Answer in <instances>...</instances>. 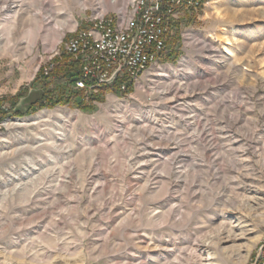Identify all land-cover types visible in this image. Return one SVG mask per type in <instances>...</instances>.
Instances as JSON below:
<instances>
[{
  "label": "rangeland",
  "instance_id": "obj_1",
  "mask_svg": "<svg viewBox=\"0 0 264 264\" xmlns=\"http://www.w3.org/2000/svg\"><path fill=\"white\" fill-rule=\"evenodd\" d=\"M211 1L190 22L179 17L130 94L106 93L89 113L56 106L0 124V264L254 257L264 237V0H214L220 18ZM127 7L0 0V99L52 69L74 31ZM38 22L50 41L28 52Z\"/></svg>",
  "mask_w": 264,
  "mask_h": 264
},
{
  "label": "built area",
  "instance_id": "obj_2",
  "mask_svg": "<svg viewBox=\"0 0 264 264\" xmlns=\"http://www.w3.org/2000/svg\"><path fill=\"white\" fill-rule=\"evenodd\" d=\"M124 13L115 18L97 15L86 29L76 30L64 51L79 60L82 80L76 88L95 93L119 83V92L163 57L172 24L196 12L210 0H127ZM51 66L43 68L47 75ZM247 264H264V237Z\"/></svg>",
  "mask_w": 264,
  "mask_h": 264
},
{
  "label": "trees",
  "instance_id": "obj_3",
  "mask_svg": "<svg viewBox=\"0 0 264 264\" xmlns=\"http://www.w3.org/2000/svg\"><path fill=\"white\" fill-rule=\"evenodd\" d=\"M189 14L182 15L185 22L191 21ZM179 25L180 22L175 21L172 29L178 30ZM82 79L80 61L63 50L53 60V68L47 75L40 68L30 85L22 87L13 97L0 99V124L6 119L26 117L56 106H74L83 113L93 112V103L102 102L106 93H120L119 83L102 87L95 93L77 89L76 83ZM132 89L133 85L129 84L122 94H130Z\"/></svg>",
  "mask_w": 264,
  "mask_h": 264
},
{
  "label": "bare ground",
  "instance_id": "obj_4",
  "mask_svg": "<svg viewBox=\"0 0 264 264\" xmlns=\"http://www.w3.org/2000/svg\"><path fill=\"white\" fill-rule=\"evenodd\" d=\"M112 2L114 3L115 0H112ZM80 5L82 8L86 9L87 8V4L85 2H80ZM216 2L213 0L209 3L210 6V11H212L213 15H215L216 18H220L221 14L219 13V11L216 8ZM210 15V13H209ZM208 15V16H209ZM222 34V33H221ZM29 36L27 37L26 41H27V50L28 52H32L35 48V46L38 43L39 39H43L47 44L49 43L50 40H47V38H43L41 35V27L39 22L35 25L34 29L32 31L29 32L28 34ZM223 35V34H222ZM57 39H55V41L53 42V46L57 43ZM12 45V40H10V38L7 39V42L5 43L4 46V51H7L10 49V46ZM45 114L44 112L41 113L40 115ZM28 193L25 192H21L20 194V198L21 200L24 202L26 200V196Z\"/></svg>",
  "mask_w": 264,
  "mask_h": 264
}]
</instances>
